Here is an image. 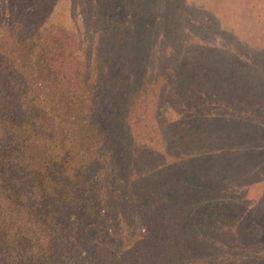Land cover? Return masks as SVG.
<instances>
[{
	"label": "trees",
	"instance_id": "1",
	"mask_svg": "<svg viewBox=\"0 0 264 264\" xmlns=\"http://www.w3.org/2000/svg\"><path fill=\"white\" fill-rule=\"evenodd\" d=\"M99 1L74 75L49 12L0 16V264H264V42L189 0ZM148 101L160 148L132 129ZM198 217L233 241H181Z\"/></svg>",
	"mask_w": 264,
	"mask_h": 264
},
{
	"label": "rangeland",
	"instance_id": "2",
	"mask_svg": "<svg viewBox=\"0 0 264 264\" xmlns=\"http://www.w3.org/2000/svg\"><path fill=\"white\" fill-rule=\"evenodd\" d=\"M81 1L86 0H0V16H15L23 24V31L26 29L34 28L37 26V16H44L46 12H49L50 16L49 28L45 32L46 36L51 34H58L61 36V40L64 43L65 55L64 64L67 66L69 72L72 75L76 74V71L82 66V62L86 60L87 49L83 47L79 49V33L76 30V24L73 16H102V10L100 11L99 0H90L89 5H86L87 9H84L81 6ZM118 0H112V2ZM193 1L195 4H205L211 12H217L213 16H217L216 24L220 25L221 22L223 26L227 25L225 29L229 31H235L236 34H239L242 38L247 40L251 39L252 46H260L264 42V0H189ZM225 1H229L232 7H240L238 14L239 16H220L226 9L230 7V4L227 2V5L222 6ZM46 2H49L47 5ZM148 2V1H147ZM236 2H239L238 4ZM147 7V5H145ZM226 7V8H225ZM225 8V9H222ZM4 11V13H3ZM220 13H219V12ZM222 11V12H221ZM221 27V26H220ZM221 28H217L216 34L223 32ZM206 36L209 38L213 36V33H208ZM254 38H259L258 40ZM261 38V39H260ZM62 59L60 61H62ZM83 60V61H82ZM158 89L155 90L158 93ZM156 108L154 103L148 101L143 105H137L134 111V118L137 120V125H133L132 129L137 132L139 138H147L149 136L154 137V144L162 146L161 138L154 135L153 131H156ZM140 117V119H139ZM134 120V119H133ZM134 120V121H135ZM146 133L151 135L146 136ZM251 197L254 199L258 198V193L260 194L261 190L264 191V182L257 181L252 184ZM256 186V189H254ZM249 188V187H248ZM198 219V220H197ZM198 228H196L195 226ZM214 234L216 236L214 237ZM258 235L254 233V241L258 240ZM233 237L228 238V234L224 231L214 230L210 228L206 220L203 217L195 218V223L190 227H185L183 233H180L179 239L185 241L186 243L189 240H194L197 242H232ZM172 240H175L173 238ZM234 240H240L235 238ZM245 240V238H244ZM247 240V238H246ZM264 241V240H263ZM219 244V243H218ZM222 244V243H221ZM222 249L218 252H209L207 250H201L197 253V257H203V255L211 256L214 254V257H218L216 261L219 263L216 264H234L233 262L238 260L241 257L242 261L236 262L237 264H252L254 261V256L252 253H243L242 255L237 253V251H232L228 246L217 245ZM219 253V254H217ZM221 253V254H220ZM204 264V263H203Z\"/></svg>",
	"mask_w": 264,
	"mask_h": 264
}]
</instances>
